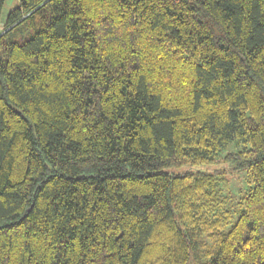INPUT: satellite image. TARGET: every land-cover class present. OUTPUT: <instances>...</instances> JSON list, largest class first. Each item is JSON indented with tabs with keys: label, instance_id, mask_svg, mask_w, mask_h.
Wrapping results in <instances>:
<instances>
[{
	"label": "trees",
	"instance_id": "16d2710c",
	"mask_svg": "<svg viewBox=\"0 0 264 264\" xmlns=\"http://www.w3.org/2000/svg\"><path fill=\"white\" fill-rule=\"evenodd\" d=\"M18 2L0 264H264V0Z\"/></svg>",
	"mask_w": 264,
	"mask_h": 264
},
{
	"label": "rangeland",
	"instance_id": "374dc122",
	"mask_svg": "<svg viewBox=\"0 0 264 264\" xmlns=\"http://www.w3.org/2000/svg\"><path fill=\"white\" fill-rule=\"evenodd\" d=\"M19 4L18 0H5V3L3 5V9L0 14V27H3L4 20L8 14L9 11L17 7ZM242 147L237 144L236 142L230 143L228 146L224 147L221 152L218 155V158H221L224 156L227 152L229 151H238ZM208 169H213L215 166H209L207 167ZM220 179L219 186L223 192L224 195H227V193H230L233 195V200H235V203L240 200V198L246 193L249 188L251 187L250 183L248 182L247 179V174L245 171L238 172L236 175H231V176H226L227 179V187H225V181L221 176H218ZM232 213L236 216L237 213L239 212V209L235 206L231 208ZM205 246L209 245L211 243L210 239H205L204 240ZM204 250V248H203ZM199 251V254L203 251ZM194 258L193 255L190 258L189 263L193 264Z\"/></svg>",
	"mask_w": 264,
	"mask_h": 264
},
{
	"label": "built area",
	"instance_id": "2783aa9c",
	"mask_svg": "<svg viewBox=\"0 0 264 264\" xmlns=\"http://www.w3.org/2000/svg\"><path fill=\"white\" fill-rule=\"evenodd\" d=\"M5 30H3L1 27H0V34H2Z\"/></svg>",
	"mask_w": 264,
	"mask_h": 264
}]
</instances>
